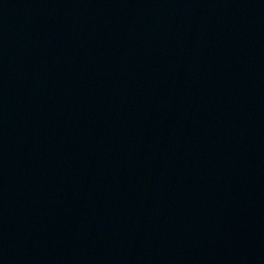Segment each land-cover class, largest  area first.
<instances>
[{"label": "water", "instance_id": "1", "mask_svg": "<svg viewBox=\"0 0 264 264\" xmlns=\"http://www.w3.org/2000/svg\"><path fill=\"white\" fill-rule=\"evenodd\" d=\"M0 264H264V0H0Z\"/></svg>", "mask_w": 264, "mask_h": 264}]
</instances>
